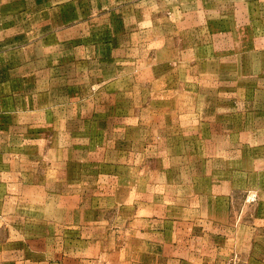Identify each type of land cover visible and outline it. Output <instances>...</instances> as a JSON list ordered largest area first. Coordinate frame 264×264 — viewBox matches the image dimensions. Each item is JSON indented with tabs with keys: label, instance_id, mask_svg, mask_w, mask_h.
Segmentation results:
<instances>
[{
	"label": "rangeland",
	"instance_id": "rangeland-1",
	"mask_svg": "<svg viewBox=\"0 0 264 264\" xmlns=\"http://www.w3.org/2000/svg\"><path fill=\"white\" fill-rule=\"evenodd\" d=\"M0 264H264V0H0Z\"/></svg>",
	"mask_w": 264,
	"mask_h": 264
}]
</instances>
